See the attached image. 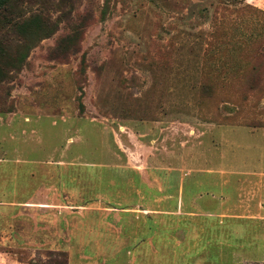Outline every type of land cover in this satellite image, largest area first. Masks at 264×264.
Wrapping results in <instances>:
<instances>
[{
    "label": "rangeland",
    "instance_id": "obj_1",
    "mask_svg": "<svg viewBox=\"0 0 264 264\" xmlns=\"http://www.w3.org/2000/svg\"><path fill=\"white\" fill-rule=\"evenodd\" d=\"M0 264H264V0L1 5Z\"/></svg>",
    "mask_w": 264,
    "mask_h": 264
},
{
    "label": "trees",
    "instance_id": "obj_2",
    "mask_svg": "<svg viewBox=\"0 0 264 264\" xmlns=\"http://www.w3.org/2000/svg\"><path fill=\"white\" fill-rule=\"evenodd\" d=\"M9 1H10V0H0V6L6 4V3L9 2Z\"/></svg>",
    "mask_w": 264,
    "mask_h": 264
},
{
    "label": "crops",
    "instance_id": "obj_3",
    "mask_svg": "<svg viewBox=\"0 0 264 264\" xmlns=\"http://www.w3.org/2000/svg\"><path fill=\"white\" fill-rule=\"evenodd\" d=\"M260 213H258L257 215H259Z\"/></svg>",
    "mask_w": 264,
    "mask_h": 264
}]
</instances>
